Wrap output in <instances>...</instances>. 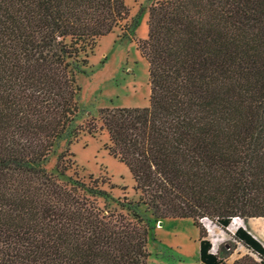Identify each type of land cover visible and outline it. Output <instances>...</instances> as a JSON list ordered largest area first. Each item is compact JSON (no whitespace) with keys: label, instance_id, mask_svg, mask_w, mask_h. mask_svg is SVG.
I'll use <instances>...</instances> for the list:
<instances>
[{"label":"trees","instance_id":"obj_1","mask_svg":"<svg viewBox=\"0 0 264 264\" xmlns=\"http://www.w3.org/2000/svg\"><path fill=\"white\" fill-rule=\"evenodd\" d=\"M147 11L137 46L149 105L100 108L82 128L107 132L137 204L192 219L200 264H230L200 219L226 229L264 217V0H153ZM129 17L125 0H0V264H148L131 202L110 207L103 178L62 181L41 165L75 120L77 74L98 38L131 35ZM232 237L255 255L232 264H264L245 227Z\"/></svg>","mask_w":264,"mask_h":264},{"label":"rangeland","instance_id":"obj_2","mask_svg":"<svg viewBox=\"0 0 264 264\" xmlns=\"http://www.w3.org/2000/svg\"><path fill=\"white\" fill-rule=\"evenodd\" d=\"M152 1L125 0L129 7V20L136 19V26L131 35L122 36L117 27L98 38L89 54L88 63L83 66L84 71L77 74L80 91L75 120L41 165L62 181L74 179L76 176L87 177L90 174L103 178L108 192V197L103 201L110 207L118 208L117 202H122L124 197V204L131 202L129 207L139 213L147 226L148 264H195L199 260V244L198 231L192 219L157 218L143 204H137L138 196L133 190L134 183L127 166L109 154L105 147L108 143L107 132L103 129L89 133L82 128L89 118L98 117L100 108L149 105L148 63L138 48L137 41L147 37V7ZM77 127L79 132L76 134L74 129ZM62 153L69 159V166L64 175L58 174L56 170ZM111 184H114L113 188H109ZM263 219L264 217H251L246 220L240 218L245 228L264 246ZM240 220L232 219L230 229H234ZM198 222L200 223L199 220ZM201 222L205 226L207 238L212 243V252L224 258L230 253H237V259L244 256L255 258L245 246L230 238L232 234L228 227L218 228L206 219ZM219 236L224 238L220 244Z\"/></svg>","mask_w":264,"mask_h":264},{"label":"crops","instance_id":"obj_3","mask_svg":"<svg viewBox=\"0 0 264 264\" xmlns=\"http://www.w3.org/2000/svg\"><path fill=\"white\" fill-rule=\"evenodd\" d=\"M236 219H237V220H240L239 218H236ZM231 224H232V223H231ZM241 225H242L243 227H245L244 224L242 223V220H240L239 222H237V225L235 226L234 229L231 230L230 227H229V230L231 231V234H233L234 231L237 229V227H239V226H241ZM215 226H216V225H215ZM218 228H220V227L218 226ZM197 231H198V229H197ZM230 238L234 240V238H233L232 236H230ZM223 240H224V238H223L222 236H219V243H218V244L222 243ZM234 241H235V240H234ZM235 242H237V241H235ZM198 244H199V239H198ZM236 259H237V253H230V255H228V257H225V258H224V260H225L226 262L230 263V264H232ZM195 264H200V259H199L198 261H196Z\"/></svg>","mask_w":264,"mask_h":264},{"label":"built area","instance_id":"obj_4","mask_svg":"<svg viewBox=\"0 0 264 264\" xmlns=\"http://www.w3.org/2000/svg\"><path fill=\"white\" fill-rule=\"evenodd\" d=\"M204 219H206V220H208V221H210L211 223H213L210 219H208L207 217H203V218H201L200 220L201 221H203ZM203 223V222H202Z\"/></svg>","mask_w":264,"mask_h":264},{"label":"water","instance_id":"obj_5","mask_svg":"<svg viewBox=\"0 0 264 264\" xmlns=\"http://www.w3.org/2000/svg\"><path fill=\"white\" fill-rule=\"evenodd\" d=\"M161 224V222H159ZM229 226V225H228Z\"/></svg>","mask_w":264,"mask_h":264}]
</instances>
